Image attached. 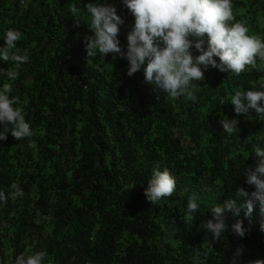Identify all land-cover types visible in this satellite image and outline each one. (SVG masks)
Wrapping results in <instances>:
<instances>
[{
	"label": "trees",
	"instance_id": "obj_1",
	"mask_svg": "<svg viewBox=\"0 0 264 264\" xmlns=\"http://www.w3.org/2000/svg\"><path fill=\"white\" fill-rule=\"evenodd\" d=\"M90 2L0 0V37L20 31L17 48L29 57L15 80L0 75V87L11 85L34 133L0 141V191L16 183L24 192L0 205V264H14L26 249L46 250L44 264H264L258 204L250 217L246 208L227 213L219 239L203 227L211 206L243 205L237 190L254 191L244 170L258 160L254 147H264V121L254 111L237 116L230 95L259 87L264 71L236 77L209 67L195 84L196 102L172 100L145 83L142 70L128 76L126 58L87 55L93 33L70 8L87 16ZM106 2L125 19L118 38L126 51L134 17L122 0ZM232 9L249 35L264 38V0H232ZM9 67L0 61V70ZM224 117L239 121L232 136ZM156 167L168 169L176 187L152 205L145 188ZM189 197L199 205L193 219ZM236 219L244 237L231 231Z\"/></svg>",
	"mask_w": 264,
	"mask_h": 264
},
{
	"label": "clouds",
	"instance_id": "obj_2",
	"mask_svg": "<svg viewBox=\"0 0 264 264\" xmlns=\"http://www.w3.org/2000/svg\"><path fill=\"white\" fill-rule=\"evenodd\" d=\"M122 3L134 17V24L127 34L126 51L118 38L125 19L115 6L106 0L90 2L85 6L87 16L78 6H71L70 12L76 24L79 25L81 17H84L93 33L85 37L87 55L104 57L111 53L126 58L129 62L128 76L142 70L144 82L150 84L155 92L165 93L167 98L196 102L195 84L205 79V71L209 67L236 77L249 69L264 71V38L249 35L248 28L235 21L232 0H122ZM0 38L5 41L4 46H0V61L12 65L0 70V75L12 81L29 57L17 48V42L22 38L20 31L9 29ZM193 49L199 55H194ZM11 93L10 84L0 87V141L7 140L9 132L17 140L34 135L19 106V98ZM230 103L237 116L254 111L257 119L264 121V81L255 89L236 90L230 95ZM220 123L227 135L232 136L239 121L224 117ZM254 154L258 158L254 167L248 166L244 170L246 183L253 186L254 191L249 193L240 187L236 193L238 197L246 198L245 203L241 205L229 199L211 206L213 218L207 220L203 227L217 239L229 230L227 213L239 217L241 209L246 208L245 216L250 217L258 204L264 214V147L255 146ZM175 187V178L168 169L153 168L145 188L146 199L153 205L170 197ZM11 189L8 194L0 191V205L6 204L9 197L12 200L23 197V189L18 184L13 183ZM198 207L196 198L189 197V219H193L191 214ZM261 228L264 229V224ZM231 231L244 237L248 229L243 220L236 219L231 224ZM47 256L46 250L33 253L26 249L15 258L14 264H44Z\"/></svg>",
	"mask_w": 264,
	"mask_h": 264
}]
</instances>
